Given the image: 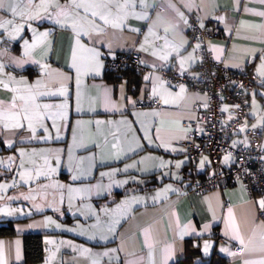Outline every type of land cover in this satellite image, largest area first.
Here are the masks:
<instances>
[{
	"label": "crops",
	"instance_id": "0c3cea01",
	"mask_svg": "<svg viewBox=\"0 0 264 264\" xmlns=\"http://www.w3.org/2000/svg\"><path fill=\"white\" fill-rule=\"evenodd\" d=\"M103 2L108 7L94 10L107 23L75 9L73 0H46L47 11L36 8L38 18L26 21L0 11V21H13L0 28V145L13 144L6 156H16L6 163L0 154V220L17 221L19 233L0 239V264L23 263L27 232L72 238L56 256L44 242L37 264H172L192 247L201 253L196 263L217 252L229 264H264V187L254 195L242 182L205 193L187 189L191 168L213 174L208 155L192 157L186 146L203 132L208 96L166 77L169 69L198 74L193 19L217 32L210 53L225 68L239 71L253 61L259 84L231 141L233 148L247 144L248 129H264V0ZM56 5L69 14L58 17ZM4 40L19 42L16 52ZM121 53L139 57L147 98L158 106L140 108L143 98L130 99L125 84L114 90L102 80L105 59ZM31 68L36 73H16ZM234 157L224 154L223 171ZM21 173L31 176L28 183Z\"/></svg>",
	"mask_w": 264,
	"mask_h": 264
},
{
	"label": "built area",
	"instance_id": "2783aa9c",
	"mask_svg": "<svg viewBox=\"0 0 264 264\" xmlns=\"http://www.w3.org/2000/svg\"><path fill=\"white\" fill-rule=\"evenodd\" d=\"M189 31L192 41L200 44L201 63L197 66L198 74L194 76L190 74V71L179 73L175 69H171L167 72L166 77L169 83L174 85L186 84L194 89L207 92L208 103L199 121L203 132L198 134L197 143L187 141L186 146L192 157L207 153L216 162L221 154L232 152L225 139L229 134L239 130L245 118L244 94L253 92L259 84V77L252 71L253 61L242 70L232 71L212 58L211 41L216 35L212 28H200L196 20L193 19ZM129 58L139 70H145L140 65L137 55L131 54ZM126 62L125 58H115L111 65L114 67L124 66ZM224 103L231 106L228 116L222 113ZM158 105L159 101L154 96H149L147 100H139L137 103L140 108ZM259 135L260 131H249L247 147L237 149L236 153L239 156L237 166L215 173L209 180L198 184L196 191H206L212 186H227L240 178L251 195L261 192L264 187L262 178L264 151L261 149Z\"/></svg>",
	"mask_w": 264,
	"mask_h": 264
},
{
	"label": "trees",
	"instance_id": "16d2710c",
	"mask_svg": "<svg viewBox=\"0 0 264 264\" xmlns=\"http://www.w3.org/2000/svg\"><path fill=\"white\" fill-rule=\"evenodd\" d=\"M216 35H217V32H216ZM3 45L9 46L11 48L12 52H16L17 47H19V42L18 43L17 42L12 43L10 41L4 40ZM129 57H130L129 53H127V54L121 53V54L115 55L114 57L113 56L107 57L105 59V71H104V76H103L102 80H104L108 85L112 86V88L114 90H116L120 84H125L127 96L130 99L137 101V100L143 98L142 100H147L149 98V97L147 98L149 93H148V90L146 88L147 83L143 80V73L145 70L141 71L136 66H134L133 63L130 61ZM115 58H121V59L125 58V60L127 62L124 66L114 67L111 65V62L113 60H115ZM140 65L143 66L141 63H140ZM25 71H27V72L18 71L16 73L24 74V73H30V71H32L34 74V73H36L37 68H31V69L25 70ZM169 71H170V69H169ZM170 84H173V83H170ZM255 90H256V88H255ZM255 90L253 92H246L244 94L245 95V109H244L245 118L243 119V122H242L239 130L229 134V136L225 139L226 143L228 144V148L232 149L231 153H233V155L235 156L234 161L232 163L233 167H236L237 162H238L239 156L236 153L237 149L239 147H247V145H248V132L249 131H255V129H248L247 130V144H245V143H243L241 145L237 144V146L233 148L231 141L233 140V138H235L236 136L239 135L245 120L248 119L250 101H251V97H252L253 93L255 92ZM207 103H208V99H207ZM224 105H226V103H224L222 106V113H223V115L228 116L229 111L231 109V106L229 107V109L225 110ZM206 106H207V104H206ZM263 130H264L263 128L256 130V131H260L259 138L261 140V146H262V135H263V134H261V132ZM261 149L264 151L263 147ZM12 150H13V148H9V149L6 148L5 149V147H3V149L0 150V154H1V156H6L7 153H9ZM228 153H230V152H227V154ZM203 154H207V153H203ZM207 155H208V157L212 163V166H213V168H212L213 171L211 172L213 174L211 176H214L215 173L221 172L224 170V169H222L223 167H221V165H220L221 158L224 156V154L223 155L221 154L216 162H214L212 160V158L209 154H207ZM262 165H263V157H262ZM209 171H210V169H209ZM209 171L204 173V174H194L193 169L191 168V173H186V179L189 182H191V185L187 189H191L192 191H196L197 183H199L200 181L203 183V182L209 180V178L211 177V176L209 177V174H210ZM262 178L264 181L263 171H262ZM238 182H241L240 178L236 179V181L233 184H229L227 186H220V185L219 186H212L208 190L202 191V192H204V193L208 192L210 189H212L214 187H218V188L229 187V186H232ZM17 224H18V222L15 220H10V219L0 220V239L12 238V237L19 235L18 229H17ZM44 235L45 234L41 233V232L40 233L39 232L38 233L27 232V233L22 235L23 250H24V261L22 264H37V263H40L44 260V240H43ZM200 254L201 253L197 247H192L186 255L177 259L172 264H229L228 260L225 259L224 257H222L217 252H214L208 258L203 259L202 262L196 263L195 261L200 256Z\"/></svg>",
	"mask_w": 264,
	"mask_h": 264
},
{
	"label": "snow or ice",
	"instance_id": "6c2138e0",
	"mask_svg": "<svg viewBox=\"0 0 264 264\" xmlns=\"http://www.w3.org/2000/svg\"><path fill=\"white\" fill-rule=\"evenodd\" d=\"M141 3H143V0H141ZM43 7L45 11H47V7H48V3H46V0H41L39 5H36L34 3V0H0V11L2 12H10L11 15L13 17H19L22 21H26V20H32V19H36L38 18L39 14L36 13L35 15L33 14V10L36 8H41ZM56 7L60 8V11L57 13V16H62V15H68V10L64 7H61L59 5H56ZM73 7L75 9H84V12L87 13L91 10V15L93 17L100 15L101 19L105 20V23H107V19L103 16L102 13H98L97 11H95L94 9L97 8H106L108 7V4L104 3L103 0H101V2L96 3V2H92L89 4H85V3H77L76 0H73ZM79 15V13L77 12V16ZM5 25H9L12 26L13 25V21L12 20H3L0 21V28H4ZM115 26V25H113ZM19 27H22V25H20ZM19 27L16 28V31H19ZM73 27H75V25H73ZM44 35H47V33H45ZM0 68H2V65H0ZM11 107L15 108L16 105L13 104L11 105ZM38 107V106H37ZM45 107H49L48 105H45ZM59 107L63 108L64 105H60ZM24 119H29V117L26 115L24 117ZM42 119V117H41ZM98 124L100 123L99 121L97 122ZM115 147V145L113 146ZM9 159H12L11 157ZM227 159V158H226ZM177 167H179V165H177ZM42 173H37V175H41ZM103 175V174H102ZM31 176H28V179H30ZM73 180L79 179V176H73L72 177ZM28 179L25 178V173H21V180L24 183H28ZM15 186V182L13 185H9L8 187H12ZM5 185H0V189L5 188ZM47 187V186H45ZM57 187L59 188H64V185H57ZM86 191V189H79V188H68V192L69 193H73V192H83ZM24 199H35V197L33 196H24ZM72 197L71 195L69 196V202L71 203ZM262 206H264V202H261ZM84 252H87V249H83ZM115 251V250H113ZM205 251H207V246L205 248ZM104 255H107V253H104ZM127 264H138L137 260H130L127 262Z\"/></svg>",
	"mask_w": 264,
	"mask_h": 264
},
{
	"label": "rangeland",
	"instance_id": "374dc122",
	"mask_svg": "<svg viewBox=\"0 0 264 264\" xmlns=\"http://www.w3.org/2000/svg\"><path fill=\"white\" fill-rule=\"evenodd\" d=\"M12 145L13 144H11V145L5 144V146L7 148H11ZM0 149H1V145H0ZM16 149H19V147H17ZM10 157L13 160L16 158V156H15L14 153L11 154V155H9V156H6V159H5L6 160V163L9 160ZM22 159H23V156H22ZM9 162H10V160H9ZM1 209H5V207L2 206ZM70 240H72V238L69 237V236L57 235V236H54L53 239H51V240L44 239V242L47 243L48 245L51 244L50 249L53 252V255L56 256V255H58V253H61L62 254V252L67 248L68 243L70 242Z\"/></svg>",
	"mask_w": 264,
	"mask_h": 264
}]
</instances>
